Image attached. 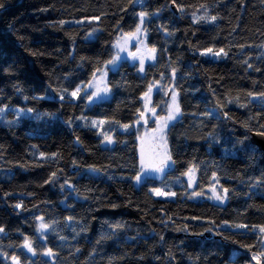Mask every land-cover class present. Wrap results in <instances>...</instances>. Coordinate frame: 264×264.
Returning <instances> with one entry per match:
<instances>
[{
    "label": "trees",
    "instance_id": "trees-1",
    "mask_svg": "<svg viewBox=\"0 0 264 264\" xmlns=\"http://www.w3.org/2000/svg\"><path fill=\"white\" fill-rule=\"evenodd\" d=\"M0 5V264H264V151L251 139L264 133V0ZM140 25L155 49L144 70L121 61L107 98H74ZM149 87L159 115L170 88L180 114L171 168L137 182Z\"/></svg>",
    "mask_w": 264,
    "mask_h": 264
},
{
    "label": "rangeland",
    "instance_id": "rangeland-1",
    "mask_svg": "<svg viewBox=\"0 0 264 264\" xmlns=\"http://www.w3.org/2000/svg\"><path fill=\"white\" fill-rule=\"evenodd\" d=\"M140 31L137 30L133 34L120 36L115 42V54H114V63H111L108 67L102 69L101 72L96 74L92 81L86 84H81L74 91L76 95H72L74 98L78 97L82 93L88 96V101L90 103L99 102L107 98L108 90H107V74L109 71L113 70L116 65L121 61H128L131 64H136L137 67L140 68V60L143 59L144 65L146 63L153 60L154 55L152 51L148 48V45L145 42V33L143 31V26H139ZM143 65V67H145ZM99 90V91H98ZM158 90V87H152L151 92H148V95L144 96L143 100V115H139L135 128L138 133V144H139V155H140V166L141 170L138 176L141 177V180H145L147 178H157L163 179L166 172L171 168V161L167 160L169 157L168 147L166 143V130L174 122L179 114L176 115L174 120L167 121V126L163 127L164 120L162 118L167 117L169 108L173 105V96L176 97L175 91L170 88L166 92L167 103L165 106L166 113L158 114V110L155 109V114L153 115L152 109V95L155 91ZM177 103V98H176ZM23 112H20L22 114ZM162 128V131L160 130ZM166 160V165H160V161ZM150 165L155 166H163L162 172H157L151 170ZM187 184L189 186L190 191H193L195 188L196 175L193 171H190L187 174ZM140 180V181H141ZM139 181V182H140ZM161 193H165V195L157 194V191H154L160 197H172L171 194L166 193L164 191L158 190ZM207 196H210L215 201H223L225 199L224 192L220 190V188L216 185L211 186L206 191ZM219 196L221 199H217ZM264 238V237H263ZM262 247L264 249V239L262 243ZM256 262H259L258 256H255Z\"/></svg>",
    "mask_w": 264,
    "mask_h": 264
},
{
    "label": "snow or ice",
    "instance_id": "snow-or-ice-1",
    "mask_svg": "<svg viewBox=\"0 0 264 264\" xmlns=\"http://www.w3.org/2000/svg\"><path fill=\"white\" fill-rule=\"evenodd\" d=\"M0 7H2V5H0ZM139 15H140L141 24H143V22H144V16L146 15V13L141 12ZM210 19L212 21H215L216 17L213 16ZM139 31H140V29L137 28V32H139ZM152 51L155 52V49H152ZM208 51L211 52L212 50L209 49ZM220 51L223 52V49H221ZM219 54L220 53H214V55H219ZM225 55H226V53H225ZM110 63H114V61H110ZM143 65H144V61H143V59H141L140 60V71H143L144 70ZM150 92H151V87H149V93ZM72 95H76V93H72ZM145 95L147 96L148 93H145ZM262 95H264V94H262ZM172 100H173V105L169 108V112H168L167 117L162 118L164 120L163 127H166L167 126V121L174 120L176 118V115H178L179 112H180L179 105H178V103H176V97L173 96ZM2 111H3V109H0V112H2ZM151 111H152V113L154 115L155 114V109H152ZM141 115H143V114H141ZM160 130L162 131V128ZM262 135H264V134H262ZM109 141H110V138H109ZM170 159H171L170 157H167V160H170ZM160 165H166V160L160 161ZM149 167L151 168V170H154V171H157V172H162L163 171V166L150 165ZM135 179L137 180V182H139L141 180V177L140 176H136ZM154 191H157V194H159V195H165V193H161L158 190H154ZM225 192H227L226 189H225ZM216 198L217 199H221V197H219V196H217ZM17 207H19V205H17ZM47 227H48V225L41 224V228L42 229H46ZM2 231H3V229L0 228V232H2ZM260 231L261 232H264V228H261ZM25 247H27L29 251H32V248H31V245L30 244L26 243L25 244ZM33 254H35V253H33ZM46 254L49 255V256H52L53 255L51 249H49ZM262 255H264V253H262ZM13 260L16 261V264H19V261H18V259L16 257H13Z\"/></svg>",
    "mask_w": 264,
    "mask_h": 264
},
{
    "label": "water",
    "instance_id": "water-1",
    "mask_svg": "<svg viewBox=\"0 0 264 264\" xmlns=\"http://www.w3.org/2000/svg\"><path fill=\"white\" fill-rule=\"evenodd\" d=\"M264 133H255L252 135L251 139L253 143L260 149L264 151Z\"/></svg>",
    "mask_w": 264,
    "mask_h": 264
}]
</instances>
